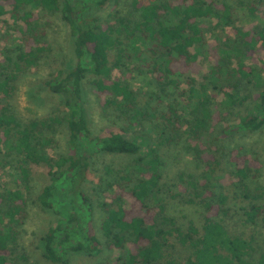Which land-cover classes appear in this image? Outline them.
<instances>
[{
	"label": "trees",
	"instance_id": "trees-1",
	"mask_svg": "<svg viewBox=\"0 0 264 264\" xmlns=\"http://www.w3.org/2000/svg\"><path fill=\"white\" fill-rule=\"evenodd\" d=\"M117 3L0 0V42L15 44L0 59V170L10 183L0 190V264H32L20 238L33 199L34 168L45 177L35 203L56 216L39 238L49 264H68L76 252L105 256L100 264H250L253 240L231 233L220 216L243 203L238 206L244 222H264V185L247 183L260 174L259 159L240 151L243 147L229 149L224 140L236 132L264 130V84L254 95L257 107L246 113L236 109L246 97L233 93L244 81L259 82L264 73V0H238L255 21L241 25L226 0H130L138 13L135 21L121 16ZM109 4L105 18L85 13ZM32 8L43 15L42 26ZM55 13L67 30V68L41 81L48 94L62 98L63 115L26 121L2 99L21 74L39 65L45 49L39 42L50 27L45 17ZM216 29L224 37L214 34ZM201 51L214 62L199 82ZM114 71L119 77L112 76ZM143 73L155 88L148 96L150 111L139 106L130 85ZM87 75L94 77L108 123L102 134L92 133L87 118L82 94ZM138 116L149 120L159 144L189 141L196 158L206 162L197 181L179 175L187 184L186 202L199 207L198 221L182 225L166 213L160 154L150 146L141 153L142 144L126 136V122L131 127ZM63 123L62 152L55 135ZM218 130L223 136L215 134ZM100 152L128 155L132 161L113 172L104 199L95 203L82 186L93 155ZM216 187L222 191L215 192ZM174 244L183 252L174 253Z\"/></svg>",
	"mask_w": 264,
	"mask_h": 264
},
{
	"label": "rangeland",
	"instance_id": "rangeland-1",
	"mask_svg": "<svg viewBox=\"0 0 264 264\" xmlns=\"http://www.w3.org/2000/svg\"><path fill=\"white\" fill-rule=\"evenodd\" d=\"M234 5L235 15L239 16L242 20L238 21V24H246L247 22H255L253 18L248 17L245 11L238 5V0H226ZM245 1V0H244ZM113 4V2H112ZM112 4L107 5L102 9L91 7L85 11L88 15H94L99 18H105L111 11ZM40 15L39 23L43 24V18L39 9L32 8ZM116 9L119 10L120 15L125 18L135 21L138 20V13L132 8L130 0H118ZM50 22L45 37L40 39L39 44L44 45L45 49L41 53V59L39 65L33 67L32 71L25 72L18 77V80L14 83V89L8 97L2 99L3 104H10L17 116L23 120L40 119L47 115L59 114L62 112V98L56 95H50L44 89L42 79L49 75H55L60 70H66L67 60L69 58V40L67 30L61 23L58 14L47 15L45 17ZM262 21V19H261ZM211 22V23H210ZM208 24L210 28L213 26L214 21H210ZM229 29L226 28V31ZM225 31V32H226ZM214 34L224 37V32L221 29H216ZM210 36L211 33L207 32ZM15 44L13 42H0V59L3 60V52L9 49H14ZM197 48V47H196ZM2 52V54H1ZM206 53L198 54V64L202 68L200 75H195L197 81L203 79V75L207 73L208 68L212 64L211 59L207 58ZM248 63V61H246ZM113 77H119V73L114 71ZM261 77L259 84L258 81L246 83L245 81L233 91L236 97L242 99L246 97L243 103H239L236 107L240 113H246V111L254 110L257 107V101L254 99V95L258 91L260 85L264 84V73L259 75ZM92 75H87L83 83V102L86 109L87 118L89 121L90 129L94 134H102L104 127L108 126V123L103 119L101 107L99 105V98L94 91ZM152 77L148 73H143L130 80V85L138 93V102L140 107H143L150 111L151 99L148 97L155 88L152 84ZM231 92V90L227 89ZM151 102V103H150ZM241 102V101H237ZM146 117L138 116L137 121L133 126L129 127L126 136L128 138H134L142 144L141 153L147 150L150 146L159 153L163 162L161 166L162 173V198L163 204L166 206V213L175 218L178 224L185 225L187 220L194 219L198 221L199 207L191 203L186 202L187 198V184L183 183L179 179V175L183 174L186 179L187 174L192 175L193 179L199 180L200 175L205 169L206 162L203 159L196 158L193 146L189 141H183L180 144L162 145L158 143L157 133L153 130L149 120L144 119ZM230 123L234 119L229 120ZM65 123L57 126V139H60V148L62 152L64 149L66 128ZM224 126V125H223ZM216 135L223 136L222 132L218 130ZM225 139L228 148H242L240 151L247 150L248 152H254L257 155L260 166V174L257 179H248V185L250 187L259 182L264 185V130L256 131L253 133L236 132ZM132 157L122 154H110L105 152L96 153L92 157V164L90 171L87 175L85 182L83 183V191L90 196L93 202L98 203L104 199L103 190L109 181H112L117 168L130 163ZM110 169V173L108 171ZM35 172V186L32 191L33 199L29 205V218L26 224L23 225L24 232L21 235V246L29 257V261L32 264H49L42 257V243L39 240L41 234H43L48 227L54 225L56 216L51 212L42 209L36 202V195L40 191L44 184V173L41 168H34ZM216 182L215 180L212 181ZM8 175L4 171L0 170V190L5 187H9ZM215 192L220 189L215 188ZM222 191V189L220 190ZM243 206V203L232 205L229 214L225 217L220 216L224 225L233 234L242 235L253 240L254 251L251 252V256L248 258L250 264H264L260 262L261 256L264 255V222L257 221L256 224H250L244 222L242 211L239 206ZM96 215L99 217V208L96 207ZM174 253L183 252L179 245L174 244ZM105 259V256L89 257L84 253L76 252L70 254L68 257V264H100Z\"/></svg>",
	"mask_w": 264,
	"mask_h": 264
}]
</instances>
